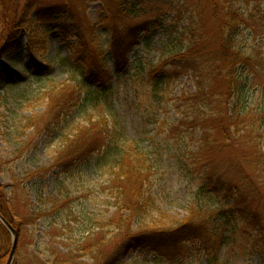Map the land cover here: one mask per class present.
<instances>
[{
    "label": "trees",
    "instance_id": "obj_1",
    "mask_svg": "<svg viewBox=\"0 0 264 264\" xmlns=\"http://www.w3.org/2000/svg\"><path fill=\"white\" fill-rule=\"evenodd\" d=\"M19 1L0 0V66L14 51L19 33H30L26 54L11 58V77L0 82V92L11 94L23 85L43 87L36 96L47 102L46 111L28 119L24 129L35 130L34 136L47 132V146L63 138L54 157L55 165L62 167L73 160L86 165L93 176L104 177L103 171L108 174L106 205L115 208L108 223L122 237L118 250L122 248V253L128 254L132 249L160 251L195 243L205 254L207 264L229 262L219 258L222 247L244 248L264 264V216H256L245 204L250 203L247 197L255 194L264 206V137L259 133L264 123V98L256 113L245 102V76L252 58L238 43L243 25L240 11L228 0H204L201 10L211 11L213 33L206 32L201 21L195 20L180 33L168 27L163 46L167 55L150 64L144 63L139 53H131L136 47L148 46L152 35L163 27L159 21L123 25V21L139 16L136 6L128 1L115 7L108 5L94 26L88 27L76 24V15L65 5L42 7L40 0H29L20 8ZM32 18L35 28L30 23ZM62 18L70 22L67 27L59 23ZM54 31L64 40L75 37L76 44L66 56H57L48 63L47 36ZM131 60L134 64L129 63ZM68 61L71 64L66 66ZM113 61L121 65L126 83L144 91L152 113L150 124L157 127L159 112L171 106L176 120L168 123L165 134L176 140L178 160L187 152L190 164L183 159L184 178L192 180L197 175V198L208 205L217 201L231 208L225 216L234 221L223 217L220 222L208 219L195 225L190 217L168 225L158 219L160 211L152 187L157 167H162V156L150 144L153 138H130L122 127L114 102L118 83L108 68ZM55 63L72 83L53 82L50 66ZM185 77L192 81L193 90L171 98L173 86ZM238 142L242 154L235 160L234 144ZM249 163L257 165L253 172L247 168ZM2 189L0 185V196L4 197ZM0 213L10 221L1 198ZM237 219L248 230L243 235L235 223ZM105 224L96 222L95 228L103 229ZM0 237L3 251L10 241L2 224ZM0 264H4L2 258Z\"/></svg>",
    "mask_w": 264,
    "mask_h": 264
},
{
    "label": "rangeland",
    "instance_id": "obj_2",
    "mask_svg": "<svg viewBox=\"0 0 264 264\" xmlns=\"http://www.w3.org/2000/svg\"><path fill=\"white\" fill-rule=\"evenodd\" d=\"M28 1L20 0V8ZM126 1L136 6L139 16L123 21V25L159 21V26L163 27L152 35L148 46L136 47L131 53H139L144 63L156 64L163 54L167 55L163 46L167 41L168 27L170 31L177 29L180 33L195 20L201 21L206 32L212 34L211 30L215 28L211 11L201 10L204 0H40V6L65 5L76 15V24H86L88 27L94 26L102 11L109 8L108 5L115 7ZM228 1L243 16L238 43L243 53L252 58V66L245 76H248L245 102L256 113L264 98V0ZM32 22L33 18L30 20L33 26ZM59 23L67 27L70 22L62 18ZM29 34L25 30L20 32L14 42V51L3 59L0 82L11 77V58L26 54ZM65 38L57 31L47 36L46 62L53 63L57 56H66L76 44L75 37ZM129 63L134 64V61ZM69 64L70 61L65 63L66 66ZM119 66L116 61L108 64L114 81L118 83L114 94L118 119L130 138L140 135H143V139L153 138L150 144L162 156V167H157L152 187V195L157 199L156 207L160 211L158 219L165 220L163 222L168 225L190 217L194 218L195 225L208 219L220 222L223 217L234 221V218L225 216L231 208L221 206L222 203L218 204L217 201H211L208 205L197 198V175L192 180L184 178L183 159L190 164L187 152L178 160L176 140L165 134L168 123L176 120L171 106L159 112L160 123L157 127L150 124L152 113L144 91L126 83ZM50 67L54 83H72L71 77L63 74L58 64ZM41 88L38 85H23L11 94L0 92V185L4 195L0 198L3 208L10 215L11 224L19 232L18 248L12 264H207L205 254L199 251L195 243H184L160 251L132 249L128 254L122 253V248L118 250L122 237L108 223L115 212L114 207L106 205L109 199L108 174L103 171L104 177L93 176L86 165L73 160L62 167L55 165L54 157L63 138L55 139L47 146V132L42 136H34L35 130L24 129L28 119L46 111L47 102L36 96ZM192 90L190 78H181L173 86L171 98ZM260 132L264 137V123ZM29 137L30 141L35 140L30 146V141H27ZM185 140L190 146V139ZM262 143L264 146V141ZM234 145L233 158L239 160L242 154L240 144ZM256 167V163L247 164L250 172ZM252 188L257 189L255 185ZM247 200L250 203L246 202V206H251L256 216L263 217L264 206L259 197L253 194ZM252 218L256 220L255 216ZM102 221L106 227L95 228V223ZM235 223L243 235L246 229L238 219ZM8 234L9 246H5L3 251L0 249L4 264H8L13 247V236L10 232ZM1 240L0 237V247ZM219 258L222 261L229 260L226 264H259L258 256L244 248L222 247Z\"/></svg>",
    "mask_w": 264,
    "mask_h": 264
},
{
    "label": "water",
    "instance_id": "obj_3",
    "mask_svg": "<svg viewBox=\"0 0 264 264\" xmlns=\"http://www.w3.org/2000/svg\"><path fill=\"white\" fill-rule=\"evenodd\" d=\"M0 222L9 230V232L12 234L13 236V247H12V251H11V255H10V259L8 264H12L14 257L16 255L17 252V248H18V240H19V232L17 229H15L13 227V225L10 224L9 221H7L3 215L0 213Z\"/></svg>",
    "mask_w": 264,
    "mask_h": 264
}]
</instances>
